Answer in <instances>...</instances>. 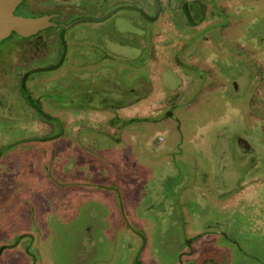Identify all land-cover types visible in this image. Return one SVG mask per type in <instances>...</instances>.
Listing matches in <instances>:
<instances>
[{
    "label": "rangeland",
    "instance_id": "obj_1",
    "mask_svg": "<svg viewBox=\"0 0 264 264\" xmlns=\"http://www.w3.org/2000/svg\"><path fill=\"white\" fill-rule=\"evenodd\" d=\"M217 1L219 6L222 3V9L232 5V0ZM233 7L235 11L239 10ZM214 10L215 16L210 22L215 27L211 32L220 38L214 39L219 49L214 47V51H222L231 39L222 38L226 34L224 26L220 25L223 17L219 8ZM246 16L255 18L253 11L244 12L240 18ZM256 17L261 20L251 29L258 34L264 30V13ZM169 21L170 18L166 16L161 25L150 26L156 29L151 30L149 36L151 53L143 61V54H139L136 48H114L106 40L96 41L95 37L88 36L70 42L69 47L61 45L51 54V62H58L67 51L66 62L63 68L41 72L34 81L32 94L43 97L42 93L47 92L46 85L51 84L53 89L49 96L54 104L84 108L91 102L102 100L97 93L104 89H109L108 93L111 91L120 102V95L131 93L127 91L132 88L142 90V84H146L143 90L146 95L140 102L118 107L111 112L104 109L86 111L93 114L95 119L94 122L81 123L79 130L85 132L79 133L76 129L70 134L66 133L72 113L63 108L51 109L45 105L52 114L62 116L61 125L41 119L24 99L21 112L20 101L18 104L14 102L17 97L10 86L5 84L1 88L0 148L23 152L19 179L13 174L0 173L1 179H6L5 175H8L11 185L17 184L9 186L0 180V245L13 243L19 232L24 235L26 231L33 232L32 236L36 239L31 248L33 261L25 257L21 262L264 263V229H257L264 227V197L261 195L264 194V186L259 190L254 177L243 178L241 175L244 171L240 170L242 157L245 159L242 165L249 167L263 157L248 154V151L243 155L245 150L235 140L238 133L245 132L253 148L263 141L264 135L258 134L260 129L253 116L255 113L259 115L264 129V73L261 70L262 80L255 79L254 88L249 89L250 79L256 74H249L252 69L245 66V61L239 55L222 53L225 60L219 59L217 65L224 68V74L217 71L216 66L210 65L215 72H205L204 82L200 85V76L193 70L180 67L179 63L182 64L183 60V64H210L212 58L208 57V52L213 49L207 43L200 44L203 47L202 50L198 49L200 57L188 54L189 47H184L187 36L197 34L204 27L189 32ZM117 23L119 29L128 27L124 19H118ZM82 28L86 35L93 31V27L87 23ZM208 30L204 31L207 35ZM110 49L118 56L115 60L107 59L105 62L112 71L107 79L101 76L95 87L89 86L84 82L86 79L81 80V74H77L75 64H81L88 57L100 58L112 52ZM85 70L89 71L88 77L91 79L98 72L94 64ZM64 73V80L57 82L55 79ZM227 77L235 79L238 86L232 84L226 90L230 84ZM181 83L185 88L181 91L182 95L176 91ZM93 96L97 98L91 100ZM127 97L123 96V99ZM24 109L29 110V117L25 118L27 113ZM83 113L81 110V115ZM176 117L181 120L180 124ZM130 118L134 121L121 128L119 121ZM60 130L61 136H57ZM107 135L110 137L107 138ZM163 138L167 139L165 142L171 143L167 144V149L161 146ZM25 150L28 151L27 155ZM223 150H231L234 155L231 152L229 158L224 157L223 163L219 164L217 155H223ZM258 151L262 152L261 149ZM11 154L8 153L9 159ZM174 154H177L178 166L172 164ZM3 161L8 162L7 159ZM163 168H167L166 172L170 173L163 179H167L164 184L161 181ZM185 174L191 180L192 175L198 179L194 185L198 195L192 200L194 204H181L178 212L174 211L173 217L179 220L173 225L174 218L163 220L159 213L154 212L158 207L165 206L159 191L153 194L157 199L160 198L159 201L152 200L151 193L162 186L161 189L168 193V199L164 197L168 203L181 201L183 195L191 197L192 188L188 185L194 180L187 187L184 186L186 189H182L181 196L176 193V187L184 181ZM246 179L247 183L244 181ZM238 182L241 184L238 185ZM200 190H205L208 196L200 198ZM172 194L175 195L173 200L169 197ZM225 194L229 195L223 202L219 197ZM258 194L262 197L258 198ZM171 206L173 211V202ZM212 232L226 233L228 236L210 234ZM200 233L207 235L202 236ZM187 238L196 240L193 243L195 250L191 256L183 259L181 254L188 246Z\"/></svg>",
    "mask_w": 264,
    "mask_h": 264
},
{
    "label": "flooded vegetation",
    "instance_id": "obj_2",
    "mask_svg": "<svg viewBox=\"0 0 264 264\" xmlns=\"http://www.w3.org/2000/svg\"><path fill=\"white\" fill-rule=\"evenodd\" d=\"M19 1H21L22 4ZM229 1L230 0H228L227 2ZM218 3L219 2L217 0H16L13 10L15 15L17 16L19 15L25 18L46 17L47 23L44 25V28L37 30L34 33L22 35L16 30H11L7 35H4V37L0 38V90L5 84H7V86L9 85L10 88L12 89V93L14 92L15 96L17 97L16 100H14V102L18 104V102L20 101L19 108L21 109V112L23 110L22 99H24L27 102L30 109H32L34 114H38L41 119H44L45 121L51 123L54 122L57 123L58 125H61L60 123L63 121V118L61 115L52 114L50 110H48L49 107H52L51 109L63 108V110L72 113V121H70V124L67 126L66 133L70 134L71 132H74V130L76 129H78L77 132L79 133L85 132L79 130V128L81 127V123H88L92 121L94 122L95 119V117H93V114L91 113L88 114L87 112L101 111L102 109L111 112L118 107H125L134 104L135 102H140V100H143L145 98L146 94L143 90L146 89L145 88L146 84L145 83L142 84V90L136 91L135 88L128 90L127 92L131 91V93L126 94L128 95L127 98L123 99V96L126 95H120V97L122 96V99H119L120 102H118V97L113 95L111 91L110 93H108L109 89H104L102 90V92L97 93L98 97H102V100L91 102L89 105H85L84 108L83 107L75 108L71 105L61 106L59 104H54L52 102V99L50 100V96H49V93L52 92L51 89H53V86L51 84L46 85L47 92L42 93V95H44L43 97L40 96L36 97L34 94H32V92L34 91L32 89V87L34 86V81H36L40 77L39 74L41 72L43 73L44 71L50 72V71L58 70L60 68H63L62 66L66 62L67 51L63 56H61V60H59L58 62L56 61L51 62L50 59L51 54L55 53L58 50L57 48H60L61 45H64V47H69L70 42H75L77 40H80L88 36V37H95L96 41L106 40L108 43H112L111 46L114 48L118 46L120 47L130 46L132 50H135L134 48H136L139 54L140 53L143 54V57H141L143 61L147 59L148 54L151 53L150 45H149V36L151 30L156 29V27H153L151 29L150 26L161 25L163 19L166 16L170 18L169 21L170 24L172 22V24L177 26L178 28H183L184 30H187L189 32L196 31L195 29L198 27L201 26L204 27L197 34H193L192 36H187L188 37V40H186L187 44L184 47H189L190 51L188 52V54L191 53L192 55H197V57H200L201 54H199L200 52L198 51V49L199 50L203 49V47H200V44L207 43V46L213 49L212 51L208 52V57L211 56L210 58H212L210 64L208 66H201V65L198 66V64L195 62L192 64L186 63L187 64L186 66V64H183L185 63L183 60H182L183 62L182 64L179 63L181 65L180 67H185L187 70L190 71L193 70V72L197 73L200 76L201 78L200 85H202L204 82L203 77L205 75V72L208 73V71L210 72V70L211 72H215L210 65L216 66L217 71L222 72L224 74L223 71L224 68L219 67L217 65V61L219 59L225 60V58H223L222 55V53H225L227 55L230 54L239 55L245 61V66H247L248 69H252L251 72H249V74L251 73L252 75V73H255L256 75H254V77L250 79V83H249L250 86L248 85V88L249 89L254 88V84H253L254 80L255 79L258 81L262 80L264 73V30L263 32L257 34L254 31V29L252 30L251 28L252 27L254 28L261 20V18L256 17V15L264 13V0H232V5L239 8V10L236 11L232 5L229 8H226L224 6V9H222L223 8L222 3L220 6ZM16 8H18L17 11H15ZM218 8L220 9V13L222 14L223 17L222 21H220L221 23L220 22L218 23H220L221 26H224L223 27L224 32L226 33L224 36H222V38L224 39L226 37L227 39L229 38L231 39L228 40L230 42H226L225 50L222 51H216V50L214 51V47L218 49L216 44L217 42H215L214 39H220V38L218 36L212 35L213 32H211V30L214 29L213 27H215V25L210 22L211 18L215 16L214 9L218 10ZM232 11L235 12L232 13ZM247 11L248 12L253 11L255 18H252L250 16H246L245 18H240L244 12L248 13ZM232 16H236V18L233 19ZM118 19H124L125 21H127L128 27L124 29L122 28L119 29L118 28L119 23H117ZM206 22H208L209 24L205 25ZM86 23L87 25L90 24L93 27V31L92 33L89 32V35H86L84 33V29L82 28L83 24ZM216 26H219V24H217ZM231 28H233L232 31H229ZM206 29H209L208 35L204 33ZM234 33H236L235 36ZM199 40H203V41H199ZM101 45H99L98 47H100ZM110 51L112 50L110 49ZM178 53L180 54L181 52ZM209 53H211V55H209ZM2 55H4V57ZM117 57H118L117 54L112 51L101 56L100 58H94V59H92L91 57L85 58L84 60H82L81 64H77V65L75 64V66H77L75 67V70L78 72L76 73L78 75L81 74V80L84 81L86 79L84 82L89 84V86L95 87V85H98V81L101 76L107 79L108 75L110 74V71H112V68L110 69L108 66L105 65L106 60L109 59L110 61H112L117 59ZM93 64L98 68L97 70L98 72H96L93 79H91V77L90 78L88 77L89 71H86L85 68L90 67V65ZM172 69L175 72H178V70H176L175 67H173ZM70 70H72V67H70ZM261 70L263 71V73L261 72ZM259 71L261 73H259ZM64 76L65 73L55 80L57 82H61L64 80L63 79ZM209 79L210 78H208V80ZM227 80L230 82V84L226 88V90L230 86H232V84H235L236 87L238 86L236 84L235 79H233L232 77L230 78L227 77ZM181 82H183V80H181ZM184 89L181 83L178 86V89H176V91H180L181 94V91L182 90L184 91ZM169 96L171 95H168L167 97ZM9 97H14V96L9 95ZM91 98H92L91 100H94L95 98H97V96H93ZM43 100L44 102H40ZM9 105H11V103H9ZM45 105H49L48 109L45 108L46 107ZM81 110L84 111L82 115H81ZM27 111L29 112V110ZM27 111L26 109H24V112L27 113V115H25V118L29 115ZM249 111L252 112L251 109ZM22 115L23 114H21L20 122L24 121ZM31 117H35V116L31 115ZM253 118L254 121L256 122L257 127L260 129V132L258 134L264 135V129L263 127H261V120L258 119L259 115L255 113ZM133 121L134 119L132 118L124 121L120 120L118 124L121 123L122 124L121 128H124L128 126L129 122H133ZM111 122L114 123L113 120ZM178 123L180 124L181 120L180 121L178 120ZM87 126H89V124ZM61 133L62 131L60 130L57 136L59 135L61 136ZM244 133L241 132L238 133L235 139L236 143H239L242 149L245 150L242 152V154L244 155V152L248 151V154L254 153L257 154V156L261 155L260 158L261 157L263 158L257 160L256 163L251 164V166L249 167V165L248 166L242 165V161H245L244 157H242V161L240 162V166H241L240 170L244 171V173L241 175V177L246 178L249 176H253L254 179L256 180L255 182H258V186H259L258 189L260 190L261 188L262 190V187L264 186V137H262L263 141L262 142L260 141L261 143L260 142L258 143V147L253 148L251 143L247 139L246 134ZM247 136H249V134ZM109 137L110 135H107V138ZM162 140L164 141L161 146L167 149L168 147L167 144H171V143L165 142L167 141V139L165 138H163ZM180 140H182L181 137ZM259 149H261L263 153L259 152L258 151ZM22 152L23 151L20 150L13 151V150H7V148H3V149L0 148V173L13 174L15 176H18L19 179L21 175L19 170L20 169L19 164H21L22 161ZM26 152L28 151L25 150V155H27ZM222 152L223 155L221 154L217 155L219 164L223 163L224 157L226 159L229 158L231 152L234 155V152L231 150L228 151L223 150ZM8 153H12L10 155V159L8 158ZM171 155H173V153H171ZM4 156H6V158ZM172 158L174 162V163L172 162V164L178 166L177 154H174ZM3 159L4 160L7 159L8 162L7 163H4V161L2 162ZM163 169L164 172L161 181L164 184V182H166L167 179L166 181H164L163 179L168 177L170 173L166 172L167 168H163ZM175 172L176 171L174 170V173ZM185 175L186 176L184 178V181L181 182V185H179V187L178 186L176 187L177 190L176 193L179 194V196H181L183 193L182 189L184 188L185 190L187 187L186 185L190 181L192 182L194 180V182L188 185L192 188V195L191 197H185L183 195L181 201H176V200L171 201L174 203L173 211L171 210L172 208L171 202L168 203L165 201L166 199L164 197H167L168 199V193H165L163 189H161L162 186L158 187L157 191H155L154 193H151L152 200L155 201H159L160 198L157 199L153 194L159 191L160 194L162 195L161 197L163 199L162 203L164 204L165 207L160 206L154 212L159 213L161 215L160 217L163 220L164 218L165 220H167V218L173 219L174 211L178 212V209H180V207L183 204L185 206L191 204L195 196L197 197L198 195L197 192L195 193V189H194L195 182L198 179H196L195 175H192V180H191L188 174ZM5 176H7L6 179L0 178L2 183L9 184V186L17 185V184L11 185L12 182L9 180V176L8 175ZM205 179L206 178L204 177V180ZM244 181L247 183V179ZM244 181L242 182V185H244ZM240 184L241 183L238 182V185ZM104 193L106 192L104 191ZM145 193H149V192H145ZM198 193L200 195L199 196L200 198H205L208 196L205 190H200ZM221 193L224 194L223 191ZM228 195L229 194H225L220 196L219 198L223 201L224 198L227 197ZM261 195L264 197L263 193ZM261 195L258 194L256 196L258 198H261L262 197ZM169 197H171L173 200L175 195L172 194ZM162 203L160 205H162ZM180 211L182 212V210ZM174 219L175 222L173 223V225L178 223L179 220L177 218ZM178 226L179 225H175V227ZM257 229L262 230L264 229V227L261 228L258 227ZM26 232H27L25 233L26 235L21 234L19 232V235L14 238L13 243H2L0 245V264H25V262H21L22 259L25 260V257L30 261H33L34 253L31 250V248L33 247L34 240L36 239L32 236L33 232L31 231H26ZM210 234L213 235L216 234L220 236L221 234H226V233L218 234L212 232ZM199 235L204 236L207 234L200 233ZM225 236L228 235L226 234ZM187 240H188L187 241L188 246L185 249V251L181 254V257H183V259L186 258V256H191L192 251L195 250V246H193V243L196 240L191 241V238H187ZM182 243H183V239H182ZM21 245L23 246L22 248H20ZM10 251L13 252L9 254ZM6 252L8 253L6 257L3 259V255L6 254ZM137 261L138 258L135 260V262ZM30 264H32V262Z\"/></svg>",
    "mask_w": 264,
    "mask_h": 264
},
{
    "label": "water",
    "instance_id": "obj_3",
    "mask_svg": "<svg viewBox=\"0 0 264 264\" xmlns=\"http://www.w3.org/2000/svg\"><path fill=\"white\" fill-rule=\"evenodd\" d=\"M16 0H0V38L11 30H16L22 35L34 33L44 28L46 17L25 18L14 14Z\"/></svg>",
    "mask_w": 264,
    "mask_h": 264
},
{
    "label": "bare ground",
    "instance_id": "obj_4",
    "mask_svg": "<svg viewBox=\"0 0 264 264\" xmlns=\"http://www.w3.org/2000/svg\"><path fill=\"white\" fill-rule=\"evenodd\" d=\"M19 2H21V1H19ZM17 3H18V2H17ZM23 3H24V2H23ZM21 4H22V2H21ZM17 6H18V5H17ZM17 9H18V8H16L15 11H17ZM21 11H22V10H21ZM14 14H15V13H14ZM18 16H19V15H18ZM10 36H11V35H10ZM3 37H4V36H3ZM8 37H9V36H8ZM6 39H7V38H6Z\"/></svg>",
    "mask_w": 264,
    "mask_h": 264
}]
</instances>
